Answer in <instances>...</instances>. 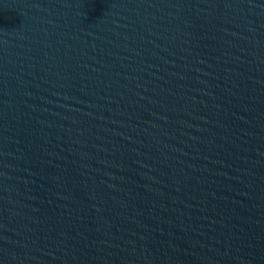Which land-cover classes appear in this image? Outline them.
<instances>
[{"label":"water","instance_id":"1","mask_svg":"<svg viewBox=\"0 0 264 264\" xmlns=\"http://www.w3.org/2000/svg\"><path fill=\"white\" fill-rule=\"evenodd\" d=\"M0 264H264V0H0Z\"/></svg>","mask_w":264,"mask_h":264}]
</instances>
